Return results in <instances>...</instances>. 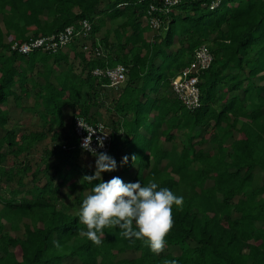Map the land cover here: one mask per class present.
<instances>
[{
	"label": "trees",
	"instance_id": "obj_1",
	"mask_svg": "<svg viewBox=\"0 0 264 264\" xmlns=\"http://www.w3.org/2000/svg\"><path fill=\"white\" fill-rule=\"evenodd\" d=\"M214 1L181 0L156 29L146 22L154 0H0V179L17 184L0 193V264H264V0H222L219 7ZM84 20L91 31L67 52L12 49L69 26L79 29ZM202 45L214 59L200 76L201 106L188 109L172 80ZM118 64L128 68L115 99L122 122L107 153L118 168L101 176L142 184L155 179L183 196L166 238V247L178 246L180 254L154 255L118 228L105 229L100 246L80 234L86 229L77 212L99 181L79 183L95 173L96 157L78 147L74 119L103 122L92 110L112 88L93 71ZM30 84L38 93L28 109L48 127L42 131L8 127L10 99L20 107ZM179 134L180 150L174 145ZM48 138L51 146L39 161L29 160ZM125 155L129 161L121 167ZM67 187L76 195L72 212L58 206ZM128 253L135 256L123 257Z\"/></svg>",
	"mask_w": 264,
	"mask_h": 264
},
{
	"label": "clouds",
	"instance_id": "obj_2",
	"mask_svg": "<svg viewBox=\"0 0 264 264\" xmlns=\"http://www.w3.org/2000/svg\"><path fill=\"white\" fill-rule=\"evenodd\" d=\"M79 121V120H78ZM79 126L86 130L79 121ZM83 139L81 148L90 152L95 159V173L83 176L79 183L93 184L90 194L83 198L77 216L79 223L86 230L80 234L86 237L93 245L100 246L103 242L105 229H119L125 239L135 238L142 241L154 255H160L167 246V236L174 227L173 209H182L183 196L176 195L168 187H161L155 179L142 184L140 180L125 183L119 176L104 181L101 174L114 172L118 165L116 160L105 152L97 153L91 147L92 135ZM97 145L104 147V139L98 137ZM137 157L133 154L131 159ZM129 157L125 155L120 163L124 166ZM164 264H178L176 260H166Z\"/></svg>",
	"mask_w": 264,
	"mask_h": 264
},
{
	"label": "built area",
	"instance_id": "obj_3",
	"mask_svg": "<svg viewBox=\"0 0 264 264\" xmlns=\"http://www.w3.org/2000/svg\"><path fill=\"white\" fill-rule=\"evenodd\" d=\"M181 0H154L148 9L149 24L153 28H160L162 24L161 15H168ZM222 0H215L213 7H219ZM92 29V24L84 20L81 27L76 29L75 26H69L65 30L38 38H33L28 42L12 45V49L24 55L42 50L46 53H57L66 51L70 44L77 36H86ZM90 44L85 46V51H91ZM99 54H102L100 50ZM214 56L207 45H202L197 49L193 62L181 73L172 80V86L177 97L184 103L188 109H197L201 106V92L199 88L201 74L209 69L213 63ZM128 68L123 64H118L114 67L94 69L93 74L99 78H107L109 87L118 90L126 81ZM82 126L88 131L95 130L92 135L91 147L96 149L97 153H109L112 148V134L109 126L104 122L92 123L84 117L77 116L74 119V132L78 140V147L81 148L83 139L88 135V132L79 126V121ZM104 139V147L99 148L97 138ZM82 149V148H81ZM83 150V149H82ZM84 151V150H83ZM87 152V151H85ZM91 154L90 152H87Z\"/></svg>",
	"mask_w": 264,
	"mask_h": 264
},
{
	"label": "rangeland",
	"instance_id": "obj_4",
	"mask_svg": "<svg viewBox=\"0 0 264 264\" xmlns=\"http://www.w3.org/2000/svg\"><path fill=\"white\" fill-rule=\"evenodd\" d=\"M147 19V18H146ZM147 24H149V21H146ZM108 27L113 30L115 28V24L114 23H109ZM155 31H150L147 35H152ZM91 46V43H89ZM67 51V50H66ZM65 52V51H64ZM89 52V51H88ZM121 89L118 90H114V89H107L106 93L103 94L100 97V107H94V110H99L100 114H101V121L105 122L108 126L109 129L111 130V134L113 132H115L117 129L121 128V122H122V117L121 115H119L116 111H115V103H116V98L119 95ZM12 102V101H11ZM28 103V102H27ZM27 103H25V105H27ZM14 109V105L11 106V112ZM9 120H10V127L14 126L17 128H24L28 131H42L45 129H48V127H44L43 126V122L36 116H32V115H24L21 114V111H19V109H17L16 111H13L11 113V116H9ZM74 119V115L72 113V111L67 108L66 109V120L68 122V124L72 123ZM232 143V139L230 138H226V144L227 145H231ZM184 141H183V137L182 134H179L177 136V138L174 141V145L176 146V148H178V150L181 149V147L183 146ZM51 146V140L50 138H48L45 142H43L42 144L36 146L33 151L31 152V154H29L27 157H29L28 159H35L36 161H39L40 157L42 156V152L45 148ZM170 147V145H169ZM210 152H213V149L210 150ZM23 160V159H22ZM35 162V161H34ZM16 163V160L13 157H9L8 162L6 163L7 167H13ZM1 178V177H0ZM5 186V187H4ZM17 187L16 182H7L6 179H0V193L3 195H6L7 192L6 190H11ZM6 190H5V189ZM3 190V191H1ZM75 192L73 193V191H71V189L64 188L61 192L60 195V201L58 203V206L61 209H64L65 211H75L76 210V206L74 204V199H75ZM13 237L15 238H23V232L21 231H14V230H7ZM167 253H173V254H180L181 250L178 246H169L165 248ZM133 257L135 256L133 253H128L123 255V257Z\"/></svg>",
	"mask_w": 264,
	"mask_h": 264
},
{
	"label": "crops",
	"instance_id": "obj_5",
	"mask_svg": "<svg viewBox=\"0 0 264 264\" xmlns=\"http://www.w3.org/2000/svg\"><path fill=\"white\" fill-rule=\"evenodd\" d=\"M68 50H69V48L67 49V51ZM67 51H65V52H67ZM37 66L40 67V65H37ZM38 67H37V69H38ZM27 88H28V95L29 96L23 97L22 104L20 105V107L16 106V103H15L13 98L10 99V110H11V106L14 105L13 111H16L17 109H19V111H21V114L28 115V116L29 115L36 116L40 119V117L37 115V113L35 111H31V110L29 111V109H28V108H32L34 106V104L36 102V94L38 93V90L34 89L31 84L28 85ZM25 103H27V105H25ZM12 112L10 111L9 116H11ZM9 123H10V120H9ZM8 127H10V125ZM12 127H14V126H11V128ZM20 129H22V128H20Z\"/></svg>",
	"mask_w": 264,
	"mask_h": 264
}]
</instances>
